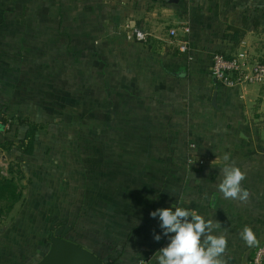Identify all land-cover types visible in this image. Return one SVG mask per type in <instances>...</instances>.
<instances>
[{"label": "crops", "instance_id": "obj_1", "mask_svg": "<svg viewBox=\"0 0 264 264\" xmlns=\"http://www.w3.org/2000/svg\"><path fill=\"white\" fill-rule=\"evenodd\" d=\"M5 1L0 106L10 103L11 116L43 123L50 117L53 84L66 76L68 47H75L69 58L75 80L86 66L92 74L94 131L107 132L108 155L116 156L108 162L124 167L117 177L123 180L117 195L122 199L114 200L110 186L109 205L98 210L104 213L87 221L90 243L68 239L108 263L158 264L157 252L170 241L150 212L184 207L220 222L213 234H226V264H248L252 248L239 235L243 228L251 227L264 244V85L226 87L214 81L211 67L213 54L237 51L229 27L245 31L248 45L254 28L244 5L251 0H75L72 22L58 8L52 15L51 0H40L38 12L28 4L25 13L15 10L20 0ZM134 29L147 39L138 41ZM181 40L188 43L186 53L179 50ZM224 153L246 173V203L223 199L216 187ZM10 217L0 222V264H35L46 249H36L33 231L16 234L19 215Z\"/></svg>", "mask_w": 264, "mask_h": 264}, {"label": "rangeland", "instance_id": "obj_2", "mask_svg": "<svg viewBox=\"0 0 264 264\" xmlns=\"http://www.w3.org/2000/svg\"><path fill=\"white\" fill-rule=\"evenodd\" d=\"M22 1L15 2L14 7L18 12L25 13L28 4L29 9L34 12L42 10L38 8L40 0ZM4 2L6 1L3 0V4ZM245 3L244 11L249 18V27L254 28V33L247 36L246 49L249 62L255 64L264 59V0H251L249 4ZM74 7L75 0L50 1L52 15L58 8L64 17H70L67 22L73 20ZM55 49L52 51V57L58 55V47ZM67 51L66 76L61 78L63 83H57V77L51 76L52 80L55 79L56 85L53 84L55 89L51 92L53 99L50 117H45L44 129L39 130L35 136L37 141L33 154L25 156L16 149L10 153L0 151V167L3 173L8 162L16 160L21 164L26 176L31 179L29 184L22 182L23 203H18L15 211L5 220L8 221L10 216L18 214L21 224L15 233L25 235L26 232L30 234L33 231L36 249L40 245L42 249L49 247V236L55 232H61L67 238L88 245L93 236L86 231L85 217L97 215L101 213L99 211L103 209V205H109V199L112 197L110 186L114 187L113 192L116 193L114 200L118 202V199H122L117 195L118 191H121L120 185L123 180L117 177L124 167L108 162L113 161L116 156L108 155L112 154V151H108L107 148V132L94 131L92 125L94 122L89 115L93 95L90 67H84L82 77L75 80L73 62L72 65L69 64V58L71 61L74 59L75 47H68ZM52 67L57 70V66ZM35 90L33 88L31 91L34 95L38 94ZM59 95L63 96V99L56 98ZM2 103H6V100ZM10 111V103L0 106V114H5L10 123L5 126V132L0 133V142L11 140L17 145L24 136L26 127L15 126L18 121L15 116H11ZM45 201L49 206H45ZM26 203L35 209L32 211L27 208L21 209ZM4 225L5 222L3 225L0 224V227ZM260 245L264 244L251 247L249 255Z\"/></svg>", "mask_w": 264, "mask_h": 264}, {"label": "clouds", "instance_id": "obj_3", "mask_svg": "<svg viewBox=\"0 0 264 264\" xmlns=\"http://www.w3.org/2000/svg\"><path fill=\"white\" fill-rule=\"evenodd\" d=\"M230 159V153L223 154L224 166L216 187L223 199L246 203L250 193L241 183L246 173L234 163H228ZM150 216L159 217L163 236L170 241L157 252L158 264H226L223 259L228 244L226 234H213L221 228L219 221L206 219L184 207H175L174 211L172 208H158L150 212ZM239 235L248 247L259 243L252 228L247 225ZM160 239L161 235L154 234L155 241Z\"/></svg>", "mask_w": 264, "mask_h": 264}, {"label": "trees", "instance_id": "obj_4", "mask_svg": "<svg viewBox=\"0 0 264 264\" xmlns=\"http://www.w3.org/2000/svg\"><path fill=\"white\" fill-rule=\"evenodd\" d=\"M256 25H258V23ZM228 30L232 32V35L230 38L233 42V46H234L233 48L236 49L239 43L243 40L242 38H244L245 31H243L242 29L236 28V27H229ZM263 32H264V29H263ZM4 115L5 114H0V123L6 126L7 124H10V123L7 121ZM16 121L18 122L17 124H14L15 126L24 125L26 127L24 136L20 139L17 145L11 140L0 142V151L1 153H4V152L10 153L13 149H16L22 155H25V156L32 155L35 149V143L37 141L35 136L39 130L44 129L45 125L41 122H35L30 119L16 118ZM0 158H1V154H0ZM23 181H25L26 184H29L31 182V179L28 176H26L21 164L18 161L16 160L9 161L7 164L5 173H3L2 168L0 167V220L7 219L8 216L11 214V212L14 210L15 206L18 203H21V202L23 203V200H24V196H23L24 185L22 184ZM90 219L91 218L89 215L85 217L86 224H87V221H89ZM54 234L62 238L68 239L61 232H55ZM68 240H71V239H68ZM77 244L81 246V244L79 243ZM47 248L44 254L46 253ZM92 252L96 254L99 258H101L105 264L115 263L111 261L110 263H108L107 260L99 256L100 254L98 252L97 253L94 251ZM41 258L36 260V262H38Z\"/></svg>", "mask_w": 264, "mask_h": 264}, {"label": "built area", "instance_id": "obj_5", "mask_svg": "<svg viewBox=\"0 0 264 264\" xmlns=\"http://www.w3.org/2000/svg\"><path fill=\"white\" fill-rule=\"evenodd\" d=\"M187 1V0H183ZM184 33L189 32V27L182 24ZM176 29H170V36H176ZM133 34L138 41H145L146 35L133 30ZM246 43L242 40L237 51L231 56H225L221 53H215L212 56V76L222 85L230 88H241L252 84L264 85V59L262 62L251 64L248 60V51ZM179 50L188 52V43L186 40L179 41ZM194 147V145H191ZM193 157L190 155L187 159L188 164L193 163ZM202 164V161H199ZM143 263V261H142ZM249 264H264V245L257 246L250 259Z\"/></svg>", "mask_w": 264, "mask_h": 264}, {"label": "water", "instance_id": "obj_6", "mask_svg": "<svg viewBox=\"0 0 264 264\" xmlns=\"http://www.w3.org/2000/svg\"><path fill=\"white\" fill-rule=\"evenodd\" d=\"M214 81L217 82L215 78ZM215 97L216 93L213 95V103H215ZM4 130L5 126L0 123V133ZM49 242L46 253L35 264H105L92 251L54 233L50 234Z\"/></svg>", "mask_w": 264, "mask_h": 264}]
</instances>
